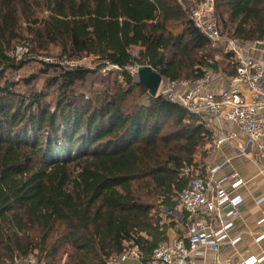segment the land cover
I'll return each mask as SVG.
<instances>
[{
    "label": "trees",
    "instance_id": "1",
    "mask_svg": "<svg viewBox=\"0 0 264 264\" xmlns=\"http://www.w3.org/2000/svg\"><path fill=\"white\" fill-rule=\"evenodd\" d=\"M188 2L0 0V264H108L133 246L147 264L168 242L175 225L160 215L204 175L211 135L124 69L169 81L220 71L230 54L189 21ZM213 8L222 37L264 40V0ZM21 41L34 59L92 57L120 70L35 60L36 72L14 80Z\"/></svg>",
    "mask_w": 264,
    "mask_h": 264
},
{
    "label": "built area",
    "instance_id": "2",
    "mask_svg": "<svg viewBox=\"0 0 264 264\" xmlns=\"http://www.w3.org/2000/svg\"><path fill=\"white\" fill-rule=\"evenodd\" d=\"M189 21L207 37L211 47H222L230 54L226 67L230 70L227 81L221 91L214 95L210 86L220 77V73H207L194 81H169L161 78L162 89L159 96L178 104L192 116L198 118V124L205 127L211 135L207 149L213 154L224 143H231L237 135L223 129L222 124L231 123L237 127L245 141V146L238 148V155L250 159L249 149L257 146L264 155V69L250 55L249 49L233 37H222L214 14L213 0H202L183 7ZM258 42H254L256 44ZM29 55L27 43L16 45L11 57L20 60ZM31 57V56H28ZM49 62L48 60H46ZM49 64H55L49 62ZM103 69L119 71L114 66L105 65ZM142 67V66H141ZM140 67H127L131 76L137 77ZM218 121L220 125H215ZM256 159V157H254ZM227 161L226 163H229ZM222 165H215L206 174L191 176L186 189L176 202L181 209L178 221L186 223V231L180 238L169 240L156 247L147 264H264V253L249 256L240 262L229 259L206 261V252L216 253L223 244L236 246L241 237H231L233 219L239 215L242 199L235 191L243 185L237 173L217 177ZM190 171L185 169L184 173ZM229 185L231 191H225L223 185ZM127 260L140 261V252L136 246L127 249L119 256L110 259L108 264H124ZM28 264H34L28 261Z\"/></svg>",
    "mask_w": 264,
    "mask_h": 264
},
{
    "label": "crops",
    "instance_id": "3",
    "mask_svg": "<svg viewBox=\"0 0 264 264\" xmlns=\"http://www.w3.org/2000/svg\"><path fill=\"white\" fill-rule=\"evenodd\" d=\"M250 55L255 58L264 69V40L256 44L246 45ZM219 64L220 77L210 86V92L214 95L221 91L224 83L227 81L230 70L226 67V60L217 58ZM215 125H220L218 121ZM223 129L234 132L237 137L229 144H222L209 157L205 163L204 174L209 168L219 164L222 165L217 177L229 175L232 172L238 174L243 179V185L240 186L235 194L239 195L242 203L239 206V215L233 219V228L231 237L239 235L240 242L236 246L223 244L216 253L206 252V261L229 259L233 262H240L249 256H259L264 253V155L259 153L257 146H252L250 159L238 155V148L245 146V141L239 134L237 127L231 123L222 124ZM256 157V159L254 158ZM230 161L229 163H226ZM200 169V167H198ZM197 173V172H196ZM225 191H231L229 185H223ZM178 210L181 216V209L176 202L172 207ZM172 209V210H173ZM169 221H171L169 219ZM183 223L185 226H183ZM179 229L181 234H176L174 230ZM173 228L167 230L168 241L179 238L186 231V223L179 221ZM200 257L197 262L201 263ZM124 264H142L141 261L127 260Z\"/></svg>",
    "mask_w": 264,
    "mask_h": 264
},
{
    "label": "rangeland",
    "instance_id": "4",
    "mask_svg": "<svg viewBox=\"0 0 264 264\" xmlns=\"http://www.w3.org/2000/svg\"><path fill=\"white\" fill-rule=\"evenodd\" d=\"M191 0H189L190 2ZM194 1V0H192ZM188 2V5L191 4V3H195V2ZM185 7V5L183 6ZM25 43V41H21L20 43H17V45H21ZM220 58V57H218ZM32 57H28V56H24L20 59V61H24L26 62V65L25 67L20 70L19 72H17L16 74H13L12 75V78L14 80H17L19 77H26L28 76L29 74L31 73H34L36 72V70L38 69L39 67V62H43V63H47L49 64V62H53L55 64H61L63 66H78V67H83L85 69H89L90 71H100L101 73H106V72H109V71H114V70H111L109 68H105L103 69V67L97 63L96 59L92 58V57H89V58H83L81 59L80 61L78 62H64L63 59H60L56 53H53L52 55L50 56H46V57H41V58H38V59H34ZM221 59V58H220ZM37 61V62H34V61ZM46 60H48L49 62H47ZM19 61V60H18ZM222 69V68H220ZM162 89V84L160 83L159 86H158V89H157V96L160 94V91ZM165 217H168L172 223H174L173 225H177L176 222H178V210H176V208L174 207V209L169 212V213H163L162 212V215H160V218L162 220V223L165 222Z\"/></svg>",
    "mask_w": 264,
    "mask_h": 264
},
{
    "label": "water",
    "instance_id": "5",
    "mask_svg": "<svg viewBox=\"0 0 264 264\" xmlns=\"http://www.w3.org/2000/svg\"><path fill=\"white\" fill-rule=\"evenodd\" d=\"M226 44V41L222 42L221 45L224 47ZM137 78L141 85H143L147 91L150 97H156L157 96V89L161 82V76L157 74L156 72L152 71L147 66H142L137 71Z\"/></svg>",
    "mask_w": 264,
    "mask_h": 264
}]
</instances>
